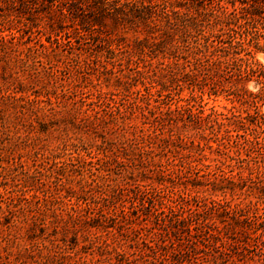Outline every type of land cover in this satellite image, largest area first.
<instances>
[{
    "label": "rangeland",
    "instance_id": "obj_1",
    "mask_svg": "<svg viewBox=\"0 0 264 264\" xmlns=\"http://www.w3.org/2000/svg\"><path fill=\"white\" fill-rule=\"evenodd\" d=\"M207 2L0 0V264H264V129L229 136L181 109L244 116L240 94L261 87L186 81ZM134 182L153 190L143 208ZM153 197L189 230L168 212L155 224Z\"/></svg>",
    "mask_w": 264,
    "mask_h": 264
},
{
    "label": "trees",
    "instance_id": "obj_2",
    "mask_svg": "<svg viewBox=\"0 0 264 264\" xmlns=\"http://www.w3.org/2000/svg\"><path fill=\"white\" fill-rule=\"evenodd\" d=\"M236 1L240 3V6H237ZM228 2L231 8H228L227 3H220V0H208L207 5L206 3H202V5L197 7L196 15L192 17L189 25L195 33L193 34L192 40L194 44L186 55L184 54L182 56L190 68L191 73H193V79L188 78L186 81L192 88L197 86L201 92L205 88H208L207 93L210 95L217 94L218 87H220V84L222 86L224 81H235L236 83L240 80L247 81L254 78L261 84L260 89L257 92L244 89V93L240 94V98L238 99L242 104L253 107V112H246L242 116L235 114L231 110L227 114L216 109H210L208 113L204 114L202 105L199 104L195 107L196 111H193L194 105L189 103L186 106H181V109L198 126L205 121L209 127H213L214 124L218 125L219 128L223 127L229 136L232 135L231 132H234L236 137H243V134L239 135V130H243L245 133L250 129H264V113L258 109V102L264 101V65L248 58L243 59L240 56L241 52H243L245 56L252 58L256 51H264V0H228ZM200 6L203 7V11H199ZM205 8L208 10L204 11ZM219 10L221 11L218 13ZM239 11L240 21L236 16ZM225 27L227 28L228 36L224 39L222 33L218 32L224 31ZM184 74L186 76L190 75L186 72ZM195 97L191 93L192 100H195ZM250 141L256 144L257 147H261L258 136L253 137V140ZM132 184L133 187L130 185L128 188L136 190L132 198L129 197L128 201L132 204V207L143 208L146 202V195L153 193V190L149 191L147 185L143 183L134 182ZM120 190H123V188H119ZM154 200V197L151 201L149 200L152 203V209H149L148 216L154 218L155 224L160 225V221L163 220L160 218L159 213L166 215V212H168L170 216H176L174 221L179 222V228L189 230V226L185 224L183 215L178 213V207L176 205L178 203H175V199L170 198L167 203L161 202L160 205L162 206L160 207L155 206L159 202L156 201L154 203ZM113 206L112 210H115L116 205ZM124 207L125 205H122L119 211L121 217L127 219L128 213ZM223 213L227 214V211L224 210ZM100 215L104 219H115L114 216L112 217L103 213H100ZM135 217L145 218L137 212ZM232 217H235V223H240V214L238 218L234 214ZM247 219L249 218L246 217L244 220ZM90 226L95 225L91 224ZM102 226L107 227V225ZM169 226H171V223H169ZM172 228L175 231L179 230L178 227L171 226L170 230L172 232ZM172 244L173 242L170 241V246ZM164 258L167 259V257ZM120 260L121 257L119 258Z\"/></svg>",
    "mask_w": 264,
    "mask_h": 264
}]
</instances>
